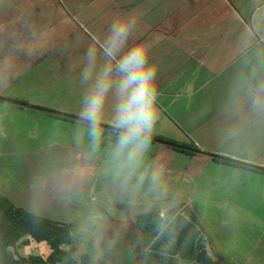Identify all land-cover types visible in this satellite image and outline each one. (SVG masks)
<instances>
[{"label":"rangeland","instance_id":"rangeland-1","mask_svg":"<svg viewBox=\"0 0 264 264\" xmlns=\"http://www.w3.org/2000/svg\"><path fill=\"white\" fill-rule=\"evenodd\" d=\"M184 7L183 0H0V97L47 110L0 101V190H8L2 194L28 210L38 177L74 163L76 153L84 155L87 141L77 142V129L85 126L80 111L87 85L81 83L80 72L87 48L94 46L99 51L112 20L139 14L136 34L130 41L134 43L147 39L149 27L168 16L169 25L176 11ZM239 8L225 9L220 15L208 7L200 24L188 26L206 27L204 30L190 28L181 37L170 38L155 33L147 41L152 45L150 62L158 65L157 86L165 84L157 98L153 135L195 143L201 152L191 156L151 142L145 166L150 170L163 166V183L168 190L164 200L142 192L130 204L132 198L113 185L107 157L113 133L101 126L113 128L116 99L110 93L94 162L101 170L94 171L79 188L49 191L46 196L45 216L72 221V233L79 244L76 264H82L80 256L86 252L92 255L90 264H133L142 246L135 216L146 211L164 212L179 202L197 213L215 257L223 258L225 264H264V173L213 158L264 170V136L262 142L248 144L244 142L245 129L217 127L206 121L210 113L202 116L206 109L198 104L196 92L207 80L199 77L191 60L187 65L191 69L187 71L185 66L186 72L176 75L181 62L176 48L163 52L167 41L177 46L187 38L209 37V27H228L226 34L218 32L219 38L229 42L246 41L247 45V41H264V0H244ZM188 20L185 22L197 21L195 17ZM232 50L235 56L242 55L240 48ZM48 111L79 119L56 118ZM231 128H238L239 133L229 139L226 133ZM85 224L90 227L81 231ZM39 244L32 242L19 252L24 256L37 254Z\"/></svg>","mask_w":264,"mask_h":264},{"label":"clouds","instance_id":"clouds-1","mask_svg":"<svg viewBox=\"0 0 264 264\" xmlns=\"http://www.w3.org/2000/svg\"><path fill=\"white\" fill-rule=\"evenodd\" d=\"M139 18L138 13L114 18L101 38L99 51L94 46L87 48L80 72L81 83L87 85L80 111L85 126L77 129V142L86 138L85 153L74 163L70 161L67 167L37 178L28 205V212L34 219L45 214L49 191L61 193L79 188L93 174L95 157L102 142L100 125L110 93L116 99L112 110L113 140L107 151L113 185L122 195L132 198L130 204L135 203L142 192L145 196L151 194L156 200L166 198L168 190L163 183V166L151 170L145 166L158 120V65L150 62L152 45L149 42L130 43L135 37ZM255 76L256 72L252 71L247 77H239L237 84L244 90L249 114L254 119L264 120V78L255 81ZM238 133V128H231L226 136L231 139ZM89 227L85 224L81 231ZM157 227L162 232L170 227L163 212Z\"/></svg>","mask_w":264,"mask_h":264},{"label":"trees","instance_id":"trees-1","mask_svg":"<svg viewBox=\"0 0 264 264\" xmlns=\"http://www.w3.org/2000/svg\"><path fill=\"white\" fill-rule=\"evenodd\" d=\"M152 140L167 142L174 149L191 156L200 152L195 143H181L173 139L152 135ZM152 142V141H151ZM215 161L264 173L263 169L241 162L215 157ZM161 211L140 212L135 216L142 246L133 264H225L215 257L207 246L206 231L195 210L185 202L165 210L170 227L161 231L157 220ZM46 243V256L19 252L31 242ZM107 248H110L108 244ZM79 244L72 233V223L42 216L34 219L24 207L17 206L0 192V264H76ZM82 264H90L92 255L80 256ZM235 264V263H228Z\"/></svg>","mask_w":264,"mask_h":264},{"label":"crops","instance_id":"crops-1","mask_svg":"<svg viewBox=\"0 0 264 264\" xmlns=\"http://www.w3.org/2000/svg\"><path fill=\"white\" fill-rule=\"evenodd\" d=\"M229 1L231 6L233 5L236 10L241 8V6L239 8V5H242L243 8L244 0ZM188 26L193 25L184 22L181 27H178L177 35L174 37H181L183 31L190 28L197 30H204V28H206ZM218 28L219 27H209L210 35L207 38L202 39L200 35L199 37L196 36L194 39L187 38L181 40L177 46H172L167 41L164 44L165 47L162 45L160 48L164 47L165 50H163V52L167 54L172 47L176 48V53L181 60L175 71L176 75L182 76L186 70L189 71L191 67L187 65L191 60L194 61L193 66H195V68L193 69L197 72L199 77L204 76L202 78L207 80L206 84L199 86L196 92L198 104L201 106L203 105L204 109H206L202 116H208V113H210L208 117H205L206 121H210L212 125L217 127L225 125V127L233 126L243 128L245 129L243 137L246 138L244 142L248 144L253 143L254 145L260 141L262 142V136H264V120L254 119L249 114L247 104L244 100V90L238 87L237 81L239 77H247L252 71L256 72L255 81L264 78V41L262 39H258L253 43L247 41V45L246 41L229 42V40L219 38L218 32V30H222L226 34L228 32V27H224V30ZM170 37V35H167V38ZM243 43H245V45H243ZM232 48H240L242 55L235 56ZM164 88L165 84H162V86L158 84V92ZM237 107L239 108L238 112L235 111ZM236 158L238 159L239 157ZM239 159L242 160L243 158L240 157ZM6 191L8 190H0L1 193H5ZM9 199L17 206L24 207L21 204H17L11 197H9ZM49 218L72 223V221L68 219ZM37 249L38 251L36 252L42 256H46L49 253L48 245L44 242L40 243Z\"/></svg>","mask_w":264,"mask_h":264},{"label":"flooded vegetation","instance_id":"flooded-vegetation-1","mask_svg":"<svg viewBox=\"0 0 264 264\" xmlns=\"http://www.w3.org/2000/svg\"><path fill=\"white\" fill-rule=\"evenodd\" d=\"M168 2L171 1V0H167ZM176 1V0H175ZM177 1H182V0H177ZM185 2V7L184 9H182L181 11H176V14H175V19L171 22L170 24L168 25V21L169 20V16L167 18H164L162 21H158V23L156 25H154L153 27H149V29L146 31L147 32V35H148V38H144L145 41H148L150 39L149 36H153L155 33H161L163 35V37H167V35H170L171 37H174L177 35V30H178V27H181L182 24L187 21V19L191 20V18L195 17L196 21L195 23H189V22H185L187 24H191V25H195V24H199V22L202 20V17L206 16L207 12L209 10H211L212 12H220V15L222 14L223 15V12L225 9H230L231 10H236L235 7L231 4H230V1L229 0H224V4L221 3L223 0H183ZM208 3V4H207ZM209 7V10L206 8ZM218 8V11H216V9ZM164 11L167 13V12H170L169 11V8L167 7H163ZM204 11V13H203ZM218 14V13H217ZM188 20V21H189ZM168 22V23H167ZM0 101H4V102H8V103H12V104H15V105H18L20 107H25V108H33L34 110H40V111H47V110H44V109H40L38 107H35V106H31V105H27V104H22L20 102H14V101H10V100H7V99H4V98H1L0 97ZM51 115H53L54 117L56 118H63V119H76L78 120L79 118H73L71 116H67V115H63L61 113H57V112H52V111H48ZM103 128H106V130H111L112 131V128H110V126H107V125H104L102 124L101 125ZM152 142H159V143H164L165 145L171 147V148H174L173 145L167 143V142H162V141H158V140H151ZM180 142V141H178ZM182 143V142H181ZM198 153H201V152H198ZM197 153V154H198ZM75 157H80L79 156V153H76ZM99 162V161H98ZM97 162V165L99 164ZM97 170V167L94 165V168H93V173L94 171ZM98 170H101L100 168ZM97 170V171H98Z\"/></svg>","mask_w":264,"mask_h":264}]
</instances>
